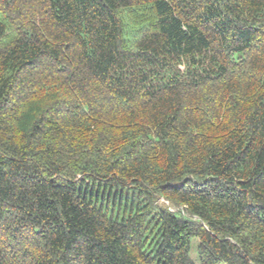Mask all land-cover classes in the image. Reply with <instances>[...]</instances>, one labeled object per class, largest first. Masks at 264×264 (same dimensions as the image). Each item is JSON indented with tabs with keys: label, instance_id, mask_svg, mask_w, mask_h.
Listing matches in <instances>:
<instances>
[{
	"label": "trees",
	"instance_id": "obj_1",
	"mask_svg": "<svg viewBox=\"0 0 264 264\" xmlns=\"http://www.w3.org/2000/svg\"><path fill=\"white\" fill-rule=\"evenodd\" d=\"M193 238L264 264V0H0V264Z\"/></svg>",
	"mask_w": 264,
	"mask_h": 264
},
{
	"label": "rangeland",
	"instance_id": "obj_2",
	"mask_svg": "<svg viewBox=\"0 0 264 264\" xmlns=\"http://www.w3.org/2000/svg\"><path fill=\"white\" fill-rule=\"evenodd\" d=\"M161 200L162 199H160V201ZM197 243H198V240L196 238H193L192 241H191L190 257L194 261V264H199V259H198V255H197V252H196ZM222 264H224V263H222Z\"/></svg>",
	"mask_w": 264,
	"mask_h": 264
},
{
	"label": "bare ground",
	"instance_id": "obj_3",
	"mask_svg": "<svg viewBox=\"0 0 264 264\" xmlns=\"http://www.w3.org/2000/svg\"><path fill=\"white\" fill-rule=\"evenodd\" d=\"M104 198V197H103ZM106 201V200H105ZM131 208V207H130Z\"/></svg>",
	"mask_w": 264,
	"mask_h": 264
}]
</instances>
